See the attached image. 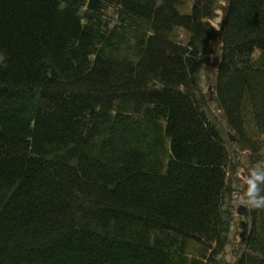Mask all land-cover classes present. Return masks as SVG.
Here are the masks:
<instances>
[{"label":"trees","instance_id":"trees-1","mask_svg":"<svg viewBox=\"0 0 264 264\" xmlns=\"http://www.w3.org/2000/svg\"><path fill=\"white\" fill-rule=\"evenodd\" d=\"M0 264H264V0H0Z\"/></svg>","mask_w":264,"mask_h":264},{"label":"rangeland","instance_id":"rangeland-1","mask_svg":"<svg viewBox=\"0 0 264 264\" xmlns=\"http://www.w3.org/2000/svg\"><path fill=\"white\" fill-rule=\"evenodd\" d=\"M217 24H220L222 22V13H220V17L217 18V20L215 21ZM206 58L204 61V70L202 71V85L205 88V90H208V88L210 87L207 83V78H206V74L209 71V67H210V51L206 50ZM210 60V61H209ZM212 107L214 108L215 105H212ZM237 157V156H236ZM237 160L240 161V163H243V159L241 157H237ZM239 178L244 181L246 179V176L244 174V169L242 167V164L239 165V174H238ZM235 201L234 204L236 205V212H235V219L233 222V228H232V233L230 235V242L226 248L225 253L220 257L221 260H223L224 262H231L235 256V251L237 249V245L240 244L241 242V237H240V228H239V222L241 219H246V217H242L238 214V207L243 204V199L242 196L239 194L235 195ZM247 221V220H246Z\"/></svg>","mask_w":264,"mask_h":264},{"label":"water","instance_id":"water-1","mask_svg":"<svg viewBox=\"0 0 264 264\" xmlns=\"http://www.w3.org/2000/svg\"><path fill=\"white\" fill-rule=\"evenodd\" d=\"M211 89V87H210ZM238 213L242 216H246L247 215V208L244 205H240L239 206V210ZM240 228L242 229L240 236L242 241H244L245 237H246V233H247V222L245 219H242L239 223Z\"/></svg>","mask_w":264,"mask_h":264}]
</instances>
